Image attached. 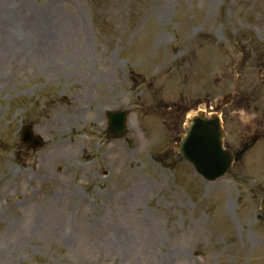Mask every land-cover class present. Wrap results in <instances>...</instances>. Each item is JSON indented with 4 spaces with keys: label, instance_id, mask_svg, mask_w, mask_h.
<instances>
[{
    "label": "rangeland",
    "instance_id": "374dc122",
    "mask_svg": "<svg viewBox=\"0 0 264 264\" xmlns=\"http://www.w3.org/2000/svg\"><path fill=\"white\" fill-rule=\"evenodd\" d=\"M228 93L207 180L177 144ZM263 194L264 0H0V264H264Z\"/></svg>",
    "mask_w": 264,
    "mask_h": 264
},
{
    "label": "water",
    "instance_id": "95a60500",
    "mask_svg": "<svg viewBox=\"0 0 264 264\" xmlns=\"http://www.w3.org/2000/svg\"><path fill=\"white\" fill-rule=\"evenodd\" d=\"M226 95L222 102L229 101ZM220 107V104L218 105ZM109 137L123 136L127 131V111H108ZM224 131L217 114L206 117L203 111L194 115L187 126V132L183 136L178 149L181 154L190 160L196 170L209 180L227 173L230 170L233 154L230 149L223 146ZM22 140L30 142L34 147L42 145V140L35 135L30 126L22 129ZM264 210V197L261 203Z\"/></svg>",
    "mask_w": 264,
    "mask_h": 264
}]
</instances>
